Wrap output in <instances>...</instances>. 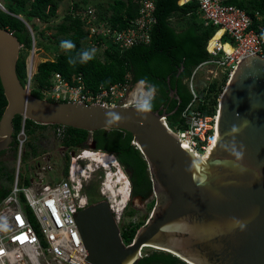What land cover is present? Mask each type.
I'll return each instance as SVG.
<instances>
[{"label": "water", "instance_id": "95a60500", "mask_svg": "<svg viewBox=\"0 0 264 264\" xmlns=\"http://www.w3.org/2000/svg\"><path fill=\"white\" fill-rule=\"evenodd\" d=\"M20 48L16 38L0 28V87L5 99L0 152L11 144L14 116L88 133L123 131L142 156L156 196L148 219L128 245L122 243L104 200L70 215L87 255L83 264H137L145 247L184 264H264V58H243L229 75L217 102L215 143L200 158L163 127L161 118L174 111H154L145 119L126 106L49 102L32 96L16 77ZM173 94L170 91L169 98ZM106 112L122 119L108 124ZM90 147L94 150L93 143Z\"/></svg>", "mask_w": 264, "mask_h": 264}, {"label": "built area", "instance_id": "2783aa9c", "mask_svg": "<svg viewBox=\"0 0 264 264\" xmlns=\"http://www.w3.org/2000/svg\"><path fill=\"white\" fill-rule=\"evenodd\" d=\"M154 1L138 0L136 17L122 29L99 19L93 7L81 6L73 15L78 17L85 32L83 47H95L102 53L107 49V44L119 50H127L132 46L148 43L149 31L154 23ZM226 1H177L178 6L194 2L202 25L222 31L209 50L207 46L212 37L206 42L207 60L198 64L186 80L190 100L177 120L169 123L166 118H161L166 131L174 135L185 150L200 158H205L215 143L217 120V106L213 114L204 115L197 109L199 104L204 103L203 90L213 81L220 82L223 78L227 81L243 58L253 55L264 58L262 17L258 12L248 15L243 10L227 5ZM2 9L0 0V10ZM24 25L33 42L30 27L26 23ZM224 45L230 48L229 54L223 51ZM96 56L99 57L97 54ZM198 73L203 76L200 88L196 86ZM25 74L23 87L30 92L34 75L30 73V62ZM130 89L128 76L121 83L89 91L85 89L80 75L64 79L54 73L50 76L47 87L39 93L42 100L49 102L98 104L112 108L126 105ZM219 96L220 94L217 102ZM47 127L51 128L50 137L59 145L64 127ZM15 140L19 160L22 145L26 141L23 119ZM83 154L91 153L83 150L77 159ZM67 155L69 156V152ZM33 159L34 173L27 179V185L14 180L8 194L0 201V264H83L87 255L70 216L88 205L81 179L76 176L80 168L75 159L70 157L67 175L59 182L46 183L44 174L52 171L49 157L43 154L36 155Z\"/></svg>", "mask_w": 264, "mask_h": 264}, {"label": "trees", "instance_id": "16d2710c", "mask_svg": "<svg viewBox=\"0 0 264 264\" xmlns=\"http://www.w3.org/2000/svg\"><path fill=\"white\" fill-rule=\"evenodd\" d=\"M60 0H1L4 11L0 10V28L10 32L21 46L15 64V73L19 83L25 84V58L27 52L32 48L31 38L26 29V23L35 35L42 36L37 32V28L32 21L40 24H48L56 17V10ZM178 0H155L154 1V23L149 31V41L146 44H138L127 50H119L117 47L107 44V49L103 50L100 57L89 61L87 64H77L70 66L67 62L68 53L60 48L62 40H71L75 43L76 49L72 53L85 49L82 40L85 32L77 16L73 13L80 9L76 3L71 4L61 21L47 29L54 30L53 46L57 53L51 60L40 62L36 66V71L32 76V87L30 94L41 99L39 91L48 85L50 76L59 74L64 79L71 76H81L82 83L86 90L96 91L98 88H107L110 85L121 83L128 76L130 85L136 84L141 79H147L149 83L157 86V95L154 101L152 112L162 106L165 114L173 112L166 117L167 122L174 123L182 109L188 104L190 95L186 87V80L191 71L208 58L205 51L211 42L219 37L215 27L203 26L197 15V6L194 2H188L180 6ZM227 5L234 6L251 15L258 12L264 24V0H227ZM95 13L99 19L105 20L112 27L118 29L125 28L137 15L138 0H112L103 9L96 5ZM20 18V19H19ZM175 19V25L171 21ZM216 31V32H215ZM45 37V36H44ZM47 38V37H45ZM39 46L41 45L40 42ZM34 47H37L35 42ZM38 48V47H37ZM209 50V49H208ZM226 79L220 82L213 81L207 85L203 92V104H199L197 109L204 115L213 114L217 106V97L223 90ZM174 90L175 94L169 100L168 93ZM175 97L177 99H175ZM168 102L167 106L166 103ZM5 106V99L0 87V115ZM158 113H161L163 109ZM22 118L14 116L11 121L12 135L11 144L7 148L13 158L17 156L16 135L20 128ZM47 126L34 124L24 119L23 129L27 142L25 147L29 150L23 151L20 155V162L25 161L29 156L35 157V147L31 143L35 130L45 129ZM94 143V150L111 154L117 164L127 175L130 186L129 197L146 200L151 195L152 184L147 172L146 164L139 151L132 144L131 136L119 130H98L88 133L82 130L64 127V135L59 145L64 148L63 174L67 175L69 157L67 152L73 150L86 149L87 142ZM5 151L0 152V157ZM2 171L0 162V201L8 194L11 186V177ZM3 181L6 183L3 184ZM23 185H27V179L21 180ZM89 204L93 203L89 194L85 195ZM131 215V212L128 213ZM142 224H130L120 233V239L124 245L130 244L135 232ZM137 264H182L175 257L160 252L152 251L146 256H142Z\"/></svg>", "mask_w": 264, "mask_h": 264}, {"label": "rangeland", "instance_id": "374dc122", "mask_svg": "<svg viewBox=\"0 0 264 264\" xmlns=\"http://www.w3.org/2000/svg\"><path fill=\"white\" fill-rule=\"evenodd\" d=\"M111 1L112 0H60L56 10V17L52 19L48 24L46 25L40 24L37 21L33 20L32 24H34L35 27L37 28V32L42 33V36L39 37L38 35H35V41L33 40L32 42L33 50L27 52V56L25 58L26 73H27V66L29 64L28 60L30 59L31 56H34L36 58V64H35L36 67L38 63L44 62L46 60H51L57 53H59V50H57L53 46L52 35L54 34V30L47 29V27H51L59 23L61 21V17L70 7L71 3L72 4L76 3L80 7L87 5L93 8L96 7V5H98L101 8L105 9L107 4L111 3ZM171 23L172 25H175L176 24L175 19H172ZM44 36L47 38H45ZM35 42L37 43L38 48L34 47ZM38 42H40L41 44L40 46ZM96 54L99 57L101 56L100 51H97ZM32 72H33L32 74H34L35 70L34 71L32 70ZM32 82H31V87H32ZM202 82H203V76L201 73L200 74L198 73L196 77L197 88H200L202 86L203 84ZM135 85L136 84L131 86V89L127 96L128 99H129V94ZM50 132H51V128L49 127H46L45 129L42 130H35L32 135L33 140L31 143L35 147L36 154L38 156L46 154L49 157L50 162L52 164V171L44 174V181L46 183H56L65 177L63 174L64 160L62 157V155L65 154V149L60 147L54 139L52 140L49 134ZM27 140L28 139H26L25 142H27ZM24 144L22 145L20 155L23 153V151L29 152V150L25 147ZM87 146L88 147L84 149L85 151H88L92 155L102 154V153L106 154L111 158V161H114L115 165L112 164L113 166L111 165L107 169H103L100 166H98V164L91 162L88 159H77V156L80 154L81 151H83L82 149L69 151V156L75 159L76 164L80 168V171L77 172L76 176H78L81 179L83 185L82 189L84 194L85 195L89 194L93 199L92 201H94L93 203L101 200H104L106 202L105 198H108V201L112 202L110 204L114 206V211L116 212V214L115 212L113 213L112 211L111 213L114 217V221L119 230V233L130 224H136L139 222L143 226L146 220L148 219L152 208L155 205L156 196H154L153 193L151 192V195L146 200H140V198L130 199L129 197L130 186L127 180V175L117 164L115 158L111 154H107L104 152L95 151L91 149L89 141L87 142ZM70 157H69V162H70ZM33 158L34 157L29 156L25 161L20 162V159L18 160L17 156L14 159L11 152L6 150L4 155L0 157L2 171L5 172L7 176L11 177L12 183L14 182V180L21 181L23 178L28 179L34 173L33 166L35 164V161ZM106 174L107 175L109 174L108 175L109 178H112L110 181L112 186L113 184L115 185L116 184L115 182L119 180H120L119 183H122V185L120 184L117 186L118 188L114 187L113 190L111 191L112 192L111 194H109V192L103 191L104 189L102 184H105L104 179ZM3 184L5 185L6 183L3 181ZM119 188L126 190L128 193L126 195L125 201L122 202L123 205L122 203H120V197H118L116 193L117 189ZM101 191L105 193V197L101 195ZM129 212H131V215H128ZM152 251L155 250L145 248L140 251L141 252L140 257L146 256Z\"/></svg>", "mask_w": 264, "mask_h": 264}, {"label": "clouds", "instance_id": "9594fccd", "mask_svg": "<svg viewBox=\"0 0 264 264\" xmlns=\"http://www.w3.org/2000/svg\"><path fill=\"white\" fill-rule=\"evenodd\" d=\"M20 19V18H19ZM60 48L68 53V64L75 67L79 64H87L93 60L96 56L97 49L91 47L88 49H81L76 52L75 55L72 53L76 49V45L71 40H62L60 42ZM157 95V86L149 83L147 79L139 80L132 91L129 94V99L126 103V107L132 108L137 114L147 118L146 114L151 113L154 106V101ZM122 118L116 112H106V123L112 124L120 121Z\"/></svg>", "mask_w": 264, "mask_h": 264}, {"label": "bare ground", "instance_id": "6f19581e", "mask_svg": "<svg viewBox=\"0 0 264 264\" xmlns=\"http://www.w3.org/2000/svg\"><path fill=\"white\" fill-rule=\"evenodd\" d=\"M218 32H219V37H220V35L222 34V31L221 30H218ZM219 37H216L212 42H211V44L209 45V47H208V49H210L211 47H213L214 46V43H215V41L219 38ZM222 49H223V51L225 52V53H227V54H229L230 52H231V50H230V48L227 46V45H224L223 47H222ZM29 62H30V73L32 74L33 72H32V70L34 71L35 70V64H36V58L34 57V56H31L30 57V59L28 60ZM79 159H88L89 161H91V162H94V163H96V164H98V166H100L101 168H103V169H107L109 166H111L112 164H114V161H111V158L108 156V155H106V154H94V155H92V154H83L82 156H81V158H79ZM83 161V160H82ZM115 165V164H114ZM113 166V165H112ZM89 168V167H88ZM109 173V172H108ZM109 175V174H108ZM107 174H106V176H105V179H104V182H105V184H102V186H103V191H105V192H109V194H111L112 192V190H113V188L114 187H117L118 185H122V183H119L120 182V180L119 181H116L115 183L117 184H113V186L111 185V179L112 178H109V176H108ZM110 179V180H109ZM118 182V183H117ZM122 187V186H121ZM118 188V187H117ZM103 191H101V195L102 196H104L105 197V193L103 192ZM116 193H117V195H118V197H120V203H122V202H124L125 201V199H126V195L128 194L127 193V191L126 190H123L122 188H119V189H117V191H116ZM116 195V194H115ZM111 196V195H110ZM110 198H112V197H110ZM109 198V199H110ZM106 199V202H107V204H108V206H109V209L114 213L115 211H114V206L113 205H111L110 203H112V202H110V201H108V198H105ZM118 201V200H117ZM116 201V202H117ZM119 205V204H118ZM122 205H123V203H122ZM121 207V206H120ZM119 208V207H118ZM115 214H116V212H115ZM146 248V247H145ZM145 248H142L141 250H143V249H145ZM140 250V251H141ZM141 253V252H140Z\"/></svg>", "mask_w": 264, "mask_h": 264}, {"label": "flooded vegetation", "instance_id": "af4514ba", "mask_svg": "<svg viewBox=\"0 0 264 264\" xmlns=\"http://www.w3.org/2000/svg\"><path fill=\"white\" fill-rule=\"evenodd\" d=\"M172 97H174V96H172ZM171 98H169V100H170ZM167 104H168V102L166 103V106H167ZM162 108V106H160L159 108H157L156 109V111H159L160 109ZM163 110H162V112H164L165 113V107L164 108H162ZM91 143H93V142H91ZM94 144V143H93ZM180 261V260H179ZM181 262V261H180ZM182 264H184L183 262H181Z\"/></svg>", "mask_w": 264, "mask_h": 264}]
</instances>
